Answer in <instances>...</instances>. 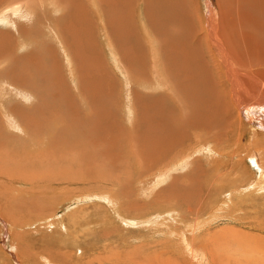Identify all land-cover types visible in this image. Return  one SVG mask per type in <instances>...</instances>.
Segmentation results:
<instances>
[{
  "label": "rangeland",
  "instance_id": "1",
  "mask_svg": "<svg viewBox=\"0 0 264 264\" xmlns=\"http://www.w3.org/2000/svg\"><path fill=\"white\" fill-rule=\"evenodd\" d=\"M11 1L0 0V8ZM68 1L70 7L65 10L82 9L89 14L90 23L87 24H83L78 12L70 20L82 29L89 27L88 36L92 35L93 39L86 38L85 31L81 34L74 27H71L74 33L69 39L79 40L82 35V42L94 48L88 46L91 50L85 52L87 56H95L100 63L102 81L97 87L98 92L92 91L93 94L88 91L90 78L82 79L80 89L72 88V81L65 72L63 52L54 43L55 36L46 33L45 26L49 22L56 28L64 18L61 11L53 13L51 6L47 5L49 9L45 7L47 10H43L38 5L35 11L37 20L34 17L27 20V16L21 13L15 17L13 28L0 24V58L4 60L0 65V78L4 79V82L0 79V135H4L0 136L3 138H0V159L5 158L0 161V264H264V188L258 185L260 182L264 184V173L257 170L259 165L264 168V152L260 147L264 144V127L260 126L264 118L252 115L243 119L244 128H237L233 115L230 121H233L234 134L227 130L219 132L225 136L221 144L208 131L214 127L209 126L212 118L202 120L198 126L196 115L205 109V101L196 99L185 88L183 77L185 64L202 62L200 53L191 44L188 51L192 55L182 59V64L164 65L179 85L176 102L171 101L170 91H143L142 86H134L138 75L147 74L149 60L143 58L146 52H139V46L134 52L141 53L140 56L132 59L133 54L129 53L127 46L132 45L130 42L135 41L139 30L144 31L143 27L148 31L151 29L150 34H143L154 39L153 51L158 40L163 38L158 33L155 36V28L164 20L158 23L160 14H156L153 8L161 11V6L165 5L174 13L175 23L188 29L184 23H197L200 10L206 12L205 0H166L164 3L163 0H126L125 5L120 4L121 0H114V4L110 0L103 5L101 12L96 10L92 0ZM84 2L89 5V11H86ZM260 2L264 3V0ZM117 4L127 18H119L113 23L114 29H110L112 19L104 12L114 11ZM146 10L148 17L145 16ZM47 12H50L51 21ZM114 33L124 34L125 38L121 39L127 41L123 42L127 44L125 47ZM21 37L27 38L22 48L19 45ZM139 38H143L141 33ZM114 53L130 59L128 73L130 76L134 73V77L131 76L133 87H128L125 78L115 69ZM143 60L147 62L143 63ZM137 63L142 65L139 69ZM20 64H23L21 68ZM171 69L173 71L169 72ZM149 72L148 79L152 78ZM32 73L34 84L42 95L39 97L37 93V100L20 92L21 86H17V75H26V85L30 87ZM95 79H99L98 74ZM156 96L163 98L160 112L167 113L182 126L184 138L180 132L176 139L180 144L176 147L181 153L177 157L172 147L148 144L146 123H151L154 117L144 115V110ZM41 101L51 105L40 107L37 104ZM18 106H23L26 111L36 106L37 109L45 108L50 110L48 116L55 113L53 118L56 121L46 124L41 141L37 140L40 142L33 143L39 138L34 135L35 124H25L27 131L22 128L23 112H18ZM8 111L11 116L7 118ZM63 113L68 117L64 118ZM77 115L83 116V121L86 118V123L81 128L74 125L76 129L73 130L85 132L84 139L79 136L76 139L71 127ZM87 117H103L104 127L96 128L98 133H88L92 132L93 122ZM179 124L171 126L173 135ZM110 126L112 134L107 133ZM252 128L257 129V135L253 136ZM75 139L82 143L81 148L86 150L89 147L87 149L91 152L86 150L91 153L89 156L101 158L105 165L97 159H82ZM91 140L95 141L88 146ZM258 146L262 151L258 152L259 164H256L249 155ZM44 148L48 152H65L76 157L77 162L65 167V163L60 165L57 159L51 161L49 158L52 164L45 162L44 157L33 160L32 155L38 157L46 152L41 151ZM22 151L26 153L23 156L31 160L19 161ZM102 155L108 157L106 161ZM185 155H189V160L183 164L179 160ZM89 167L95 170L89 171ZM100 168L103 174L102 171L98 174ZM165 168L167 173L164 174ZM105 170L107 174L104 175ZM64 173L78 179L62 183ZM120 175L125 177L123 187H119ZM115 176L119 179L116 182ZM194 228H197L195 233L188 231ZM183 237L187 243L193 244L194 249H199V254L190 253Z\"/></svg>",
  "mask_w": 264,
  "mask_h": 264
},
{
  "label": "bare ground",
  "instance_id": "2",
  "mask_svg": "<svg viewBox=\"0 0 264 264\" xmlns=\"http://www.w3.org/2000/svg\"><path fill=\"white\" fill-rule=\"evenodd\" d=\"M92 1H94V3H95L96 10L98 12H101L104 10L103 5L106 2H109L110 0H92ZM124 1H126V0H121L120 4L125 5ZM156 1H158V0H156ZM165 1L166 0H163L162 3H164ZM191 1L192 0H190V2ZM62 2H63V4H62ZM69 2L70 1H68V0H63V1L62 0H33L30 2L28 0H12L11 3L6 4L0 8V24L4 25L6 27H12L13 28V23L15 22V17L19 16L18 14H21V13H23V15L27 16V17H25L27 20L30 19L31 17H34L35 20H37L38 16L35 13V11L37 10L36 7L38 5L41 6L39 9L42 8L43 10H47L45 7H48V9H49V6H51L50 9L53 13L57 12V11H61L60 13H62L64 15V18L61 19V21L59 23L56 22L58 24L56 26V28H54L52 26L53 24L50 25V22H49V24L45 26L46 33L47 34L49 33L50 35L55 36L56 39H54V37H52V36L51 37L54 39V43L56 45H59L60 48L59 47L58 48L61 49L63 52V56H64L63 61L65 62V66H66L65 72H66V75H68L69 79L72 81V83H71L72 88L75 90L80 89L79 86L83 85L82 79L86 80V79L90 78V89L88 91L90 92L89 94H91V93L93 94L92 91L96 92L99 89L97 87L99 86L100 82L102 81V75H101L100 70H99V64L100 63H99V60H97L95 56L94 57L92 55L87 56V53L85 54V52L89 48H91V49H94V48H93V46L90 47L89 45H88L89 46V48H88V46L82 42V35H81L79 40H70L69 39V35L71 33H74V30L71 27L78 29L81 34H82V32L85 31L84 34H85V36L87 35L86 38L92 37V35L88 36L89 31H90L89 27H86V29L85 28L82 29V26H80V25H78L75 22L70 20L71 17L78 12L83 24H87V23H90L89 14L86 15L82 9L76 10V11L75 10H65V9L70 7ZM111 2L113 4L115 3L114 0H111ZM111 2L108 4H111ZM204 2L206 5V12H203L202 9L200 10L199 22H197V23H184L185 25H187L186 27L188 29H182L181 26H178L175 23L176 19H175V21L173 20L175 17V16L173 17L174 13L169 12L167 10V8L165 7V5H163V7L161 6V8H162L161 11H159L157 8H155V9L153 8V11H155L156 14L157 13L160 14V15H158V17H159L158 23L160 24L164 20V22L161 25H159L157 28H155V30H156L155 36H156V33H158L160 35V37L163 36V38L158 40L156 50L153 51V47H154L153 43H155V42H153L152 40H154V39L147 38V35L145 37V35L143 34L144 32L147 34H150L151 29L148 31L146 29V27H143V26L142 27H143L144 31H140V30L138 31L137 36L135 38V41L130 42L132 45L130 47L127 46V49L129 48V53L133 54L132 59L138 58L141 53H136L134 51L139 46V48H138L139 52H146L143 55V58L149 60V62L143 60V63H146V62L148 63L147 74L145 76L138 75L137 76L138 82L135 81L134 86H136V87L142 86L144 89L143 91H150V90L170 91V99L172 102L177 101L179 94H180V89H179V85L175 81V79L165 70L164 65L169 64V63L172 66H177V65L182 64V59L188 57L187 55H192V53H190L188 51L189 44H191L194 47V49L200 53V59L202 61L201 63L199 62L197 64H192V63H189L187 65L185 64V67L183 68V77L185 79V88L188 89L195 96L196 99L205 101L204 102L205 109L200 111L196 115L197 121L199 119L198 126L200 125V122L202 120L212 118L210 125L209 124L208 125L214 126V127H212V129H210L208 131H210L211 134L214 136L216 142L218 144L219 143L221 144V143H223V139L225 138V136H223L221 133L218 134L219 132H221L222 130H227L231 135L234 134L233 131H235V129L233 127V121H230V119L232 118L233 115L235 116L234 124L236 125L237 128H240L241 126L244 128L245 126L243 125V119L247 118V117L251 118L252 115L254 118H255V116H260V117L264 118V3H261L260 0H205ZM158 3H160V2H158ZM84 4L86 5V11H89V5L86 2H84ZM42 5L44 6V8ZM47 5H49V6H47ZM114 7H115L114 11H109L110 10L109 9L108 11L106 10L107 12H104V14L106 16H108L112 19L111 20L112 23L105 22V24L106 23L111 24L110 29L111 28L114 29L113 23L118 21L119 18H121V17L127 18L126 15L121 14V12H120L121 9H118L120 7L118 4L115 5ZM182 7L185 9L184 6H182ZM174 8H177V7H174ZM153 11H152V13H153ZM255 11L257 12L256 15H255V13L253 14V12H255ZM187 12L188 11H186V13ZM260 13H261V15H260ZM47 14H48V18H50V21H51L50 12H47ZM184 14H185V11H184ZM161 15L163 16V18L161 17ZM190 15H191V13H190ZM254 15L255 16L259 15L260 17H257L258 18L257 19V18H255ZM145 16L148 17V10H146ZM178 17L179 16H177V18ZM54 18H56V17H54ZM259 18L263 19V21L259 20ZM58 19H59V17H58ZM181 19H182V17H181ZM185 19H186V16H185ZM187 19L189 20L190 18H187ZM202 19H205L206 21L202 22ZM256 19L260 23V25L256 21ZM59 20H57V21H59ZM76 20L80 21V19H76ZM190 21L192 22L191 19L188 22H190ZM4 22L6 24H4ZM28 22L31 23V21H28ZM32 23H33V21H32ZM254 23H255V26H254ZM181 24H182V22H181ZM256 25L259 27H256ZM102 26H104V25H102ZM139 33H141L143 35V38H141V39L139 38ZM114 34L117 35V37H119V40L121 41L122 45L125 47L127 44H124V43H127V41L121 39V38H125L124 34H117V33H114ZM3 36H7V35H3ZM104 36H105V33H104ZM149 37H150V35H149ZM26 39H27L26 37H21V39H20L21 41H19V45L21 48L23 46H25V43H26L25 40ZM92 39H93V37H92ZM140 40L142 41V43H140ZM115 45H116V43H115ZM146 48H148V49H146ZM69 49H71V51L68 52ZM91 49H89V50H91ZM206 50L210 51L211 54H208V52ZM204 51L207 54V56H205ZM94 53H96V52H94ZM5 57H7V59L9 60L8 56H5ZM33 58L35 59V57H33ZM114 58L116 61L115 69L118 70L120 75H122L125 78V80L128 84V87H133L132 83L134 82V80H132L131 76L134 77V73L132 72L131 76L128 73V70H129L128 64H129L130 59L129 60L125 59L123 54H122V56H116V54H115ZM27 59H26V61H27ZM3 61L4 60L2 58H0V65ZM23 64H20V68ZM141 66L142 65L140 63L136 64L137 69H139ZM149 70L152 73V78H150V79L147 78V76L150 75ZM172 71H173V69H171V71H169V72H172ZM19 72L20 71L18 70L17 74ZM96 74L99 75L98 80L95 79ZM84 76H86V77H84ZM31 77H32V79L30 81V87H29L26 85L27 76L26 75H17V86L18 87L21 86V87H19V88H21L20 92H23V93L29 95L34 100H37L38 95H39V97L42 96L41 91L34 84V79H33L34 74L33 73L31 74ZM0 79H1V82L4 80L2 78H0ZM7 82H9V81H7ZM17 86H15V87L18 88ZM0 87H2V86H0ZM142 87H141V89H142ZM16 88H15V90H16ZM0 90L2 91V89H0ZM129 90L131 93L130 88H129ZM7 92L5 95H7ZM37 93H38V95H37ZM70 94H71V96L73 95L72 92H70ZM16 101H17V99H16ZM41 102H40L41 104H37L40 107L44 106L47 108V104L51 105V103H47L48 101L47 102L45 101V103H47V104H44L43 101H41ZM3 105H4V103H3ZM30 105H32V104H30ZM41 105H43V106H41ZM162 105H163V98L161 96H156V97H153L151 99V102L149 103L147 108L144 110V115L154 117L153 119L150 120L151 123H149V122L146 123V127L148 128V130H146V134L148 136V139L150 140L148 142V144L156 146V147H158L160 145L172 147V150L174 151V156L177 157V155H179L181 153V150L176 147V145L180 144V143H176V141H177L176 139H177L178 135L180 134V132L183 134L182 126L179 124V122H177L176 120H174L170 116H167L166 115L167 113L163 112V114H165V115H163L160 112V108ZM0 106H1V104H0ZM38 106H36L32 109L28 108V111H26L25 108H23V106L21 107L23 110L21 108H19V106L17 107L18 112H20V113L23 112V114H21V116L23 118L22 128L26 129V125L28 123H33L37 126V128L34 126L36 128L35 129L36 132L34 135L39 137V138H35V139L33 138L34 139V140L32 139L33 143H38L41 141L40 136L42 134V131L45 129L47 123L50 122L52 124V123H54V121H56V119L53 118V115L55 113H52L51 116L50 115L48 116V113L50 110H46L44 108L45 114H43L44 109L43 110L41 108L37 109ZM3 107H6V106L4 105ZM5 111H7V110L5 109ZM5 111L3 110V113ZM54 111H56V110H54ZM0 112H2V111L0 110ZM3 113H1V114H3ZM9 113H11V112L8 111V115L6 114L7 118L9 116H11V115H9ZM105 113L103 115H105ZM62 115L64 116V118H65V116L68 117V114L65 115L63 113ZM99 118L100 119H91L90 118L93 122V124H92L93 127H92V132L88 131V133H98V132H96L98 130H95V129L104 127V125L102 124V122L104 121V118L103 117H99ZM10 119H8V120H10ZM90 119L88 118V120H90ZM0 120H1V118H0ZM167 120H169V121H167ZM179 120L182 121L183 119H179ZM249 121H251V119ZM10 122L11 121H9V123ZM73 122H74V124L71 123L72 130L76 129L75 127L81 128L86 123V118L83 121V116L81 118L79 115H77L76 120H74ZM261 122H262V124L264 123L263 121H261ZM261 122H260V126L262 128V127H264V124L262 126ZM177 124H179V128H178L177 132L173 135L171 126L177 125ZM4 125H3V127H4ZM10 125H11V123H10ZM74 125H75V127H74ZM106 126L109 127L107 125V123H106ZM1 130L2 129H0V132H1ZM256 130L254 131L253 128L250 129L253 136L257 135ZM26 131H27V129H26ZM22 132L25 135L27 134V132H25V131H22ZM69 132H71V131H69ZM74 132L73 133L76 134V139H77V136L82 137V139L85 138V135H86L85 132H79V130H75ZM107 133L112 134L111 126H110V132L108 131ZM74 134H73V136H74ZM0 136L3 137L4 135H0ZM2 137H0V138H2ZM181 138L182 139L184 138V134L182 135ZM76 139L74 142L77 144L76 146L78 147L77 148L78 155H80L82 159L87 157L86 160H88V161H90L92 158L94 160H96V159L98 160V157L94 158L93 155L89 156L88 154H91L90 153L91 150L87 149L89 147H86V150H88L90 152H86V150L84 148H81L82 143L76 142ZM37 140H40V141H37ZM93 141H95V140L89 141L88 146ZM42 144H43V141H42L41 145L39 146V148L42 146ZM260 147L262 148V150L264 152V144H262ZM260 147L258 149L256 148L257 150L252 151V153L249 155L250 157H252L251 160L256 164L257 163L259 164L258 152L260 153L262 151ZM69 149H70V147H69ZM41 151L42 152L46 151V152L41 153L40 155H38V157L32 155V159L37 160L40 157L41 158L44 157V161L47 162L48 164H52L51 161L54 159H57L59 161L60 165L65 163L64 164L65 167H67L66 164L68 165L72 162H77L76 157L69 156L65 152H61V153L48 152V150L45 148L42 149ZM36 153H38V152H36ZM11 154H13V153H11ZM23 154H26V153L25 152L20 153V156H18L19 161H22L23 159H24V161L31 160L30 157L23 156ZM8 155H9V153H8ZM15 155H17V154H15ZM133 155L134 154H132V156ZM182 156L180 157L181 159L179 158L180 159L179 161L181 163L185 164L186 161L189 160V155H185L184 157H182ZM102 157H103V160H105V161L108 158V157H105L103 155H102ZM12 158H13V155H12ZM15 158L16 157L14 156V159ZM49 158H51V161L49 160ZM89 158H91V159H89ZM2 159L5 160V158H2ZM2 159H0V161ZM82 159H80V160H82ZM12 160H11V162H13ZM16 161H17V159H16ZM98 161L105 165V162H103L101 160V158ZM54 165H57V164H54ZM138 165L139 164L137 163V166ZM106 166L108 168L109 167L113 168L110 165H106ZM102 168H104V166ZM102 168L97 170L98 174H100V172L102 171ZM125 168H126V170L128 169L127 166ZM139 168H140V166H139ZM64 169H66V168H64ZM88 169H89V171L95 170V168H92V170H91L90 167ZM165 169H166V172H164V174L167 173V168H165ZM77 170H79V169H77ZM106 170L104 171V175L107 174ZM257 170L260 173H264V168L261 167L260 165H259V168H257ZM63 172H66V170ZM94 172L96 173V171H94ZM124 172H126V171H124ZM61 173H62V171H61ZM102 174H103V171H102ZM84 175L85 174H83V176ZM120 176L122 178H120L121 180L119 182H120L121 186H119V187H123L124 184L126 183L125 177L123 175H120ZM59 177L60 176H58V179H59ZM162 177H163V175H162ZM61 178H63L62 183H71V182H73L72 179H76L77 177H73V175L71 177H69V176H67V174H65L64 176H61ZM61 178H60V180H62ZM114 178H115V182H116V179L119 180L117 178V176H115ZM262 183L263 182H260L258 185L261 188H264V184H262ZM179 221H181V220H179ZM194 223H198V221L197 222L195 221ZM192 226L193 225H191L190 227H192ZM185 228L187 229V226H185ZM196 229L197 228H194V229H191L188 231L189 232L191 231L190 233H195ZM170 233H171V230H170ZM182 239H184V237ZM184 240L187 243V239H184ZM184 240H182V241L185 245L186 243L184 242ZM186 247L188 249H190V253H194V255L198 253L199 249H197V250L194 249L195 247L193 248V244L191 242L187 243Z\"/></svg>",
  "mask_w": 264,
  "mask_h": 264
}]
</instances>
